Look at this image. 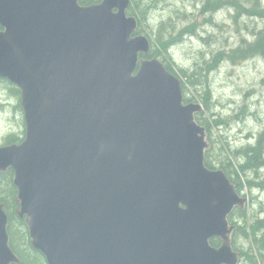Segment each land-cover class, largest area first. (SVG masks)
<instances>
[{
	"label": "water",
	"instance_id": "water-1",
	"mask_svg": "<svg viewBox=\"0 0 264 264\" xmlns=\"http://www.w3.org/2000/svg\"><path fill=\"white\" fill-rule=\"evenodd\" d=\"M79 1L0 0V77L26 123L0 173L15 172L33 248L47 264H237L228 216L246 199L205 166L202 106L139 59L151 45L130 0ZM7 227L0 205V264H21Z\"/></svg>",
	"mask_w": 264,
	"mask_h": 264
},
{
	"label": "trees",
	"instance_id": "trees-1",
	"mask_svg": "<svg viewBox=\"0 0 264 264\" xmlns=\"http://www.w3.org/2000/svg\"><path fill=\"white\" fill-rule=\"evenodd\" d=\"M101 0H81L83 6H90L98 3ZM254 0H249L253 2ZM165 0H131V6L128 10L129 16H135L138 19L139 28L137 34H145L150 37L152 51L147 58L157 57L166 66V68L174 75L182 79V89L184 94V102H202L205 110L211 111L213 105V95L208 83L207 73L214 69L219 63H223L225 58H229L233 63L251 59L258 56L264 59V29L256 33H252V41H244V44L239 45L236 49L229 53L219 51L211 59L201 56L195 61L194 67L183 68L173 62L170 55L172 46L176 41L182 40L185 33H190L191 36L197 35V26L195 21L189 17L187 12L178 9L176 21L188 23L184 28H179L178 22L169 18L167 22H161L157 28L153 29L149 25L148 16L153 10L159 8ZM223 2V1H222ZM221 2V4H222ZM209 0H202L197 7L200 6V12L204 16L209 14ZM223 3H230L235 8H244V1L241 0H224ZM170 6L166 4L162 7ZM194 10H197L196 7ZM248 13L263 15L257 13L253 9L248 8ZM185 15V16H184ZM214 18V17H213ZM191 19V20H190ZM190 20V21H189ZM212 18H205V22H212ZM215 24V23H214ZM149 29V30H148ZM258 34V35H257ZM256 37V39H255ZM154 40H153V39ZM204 40V38H202ZM169 59V60H168ZM1 86L11 89V92L18 98V103L15 109L23 113L21 106V93L18 88L10 84L7 80L0 79ZM241 115L246 112L245 108L240 109ZM240 114L236 116L239 119ZM196 120L199 124L206 128L208 133V141L210 148L206 152L205 164L210 169H222L231 180L232 183L238 184L236 187L238 192L243 191L242 177H248L247 174H254L259 181L247 179V185L256 187L259 190H264V130L256 138L253 143H248L240 148H230L225 146L218 147L212 139L211 123L205 117V112L198 113ZM226 125V121L218 122ZM21 127V128H20ZM20 131L17 134H10L3 140L4 145L19 144L25 138V124L20 126ZM14 171L9 169L6 172L0 173V204L4 206V210L8 215V234L10 239V247L13 252L19 257L22 264H46L45 257L42 253L35 250L31 243L29 229L24 219H21L17 214L19 208L18 189L14 184ZM260 187V188H259ZM229 222L235 227L232 234V247L240 255V264H264V209L262 207L259 214L254 213L252 206L249 204L246 209L239 207L235 208L229 216ZM211 244L215 247L220 246L219 239H212ZM246 244L248 249L246 250Z\"/></svg>",
	"mask_w": 264,
	"mask_h": 264
},
{
	"label": "rangeland",
	"instance_id": "rangeland-1",
	"mask_svg": "<svg viewBox=\"0 0 264 264\" xmlns=\"http://www.w3.org/2000/svg\"><path fill=\"white\" fill-rule=\"evenodd\" d=\"M209 1L208 13L213 11L209 16H204L200 12V6H196L202 0H165L148 16L149 25L153 29L161 22H167L169 18L176 21L178 9L187 12L192 21H195L197 35L185 33L187 36H182V40L176 41L172 46L170 55L173 62L180 67H194L195 61L201 56L211 59L219 51L229 53L244 44L245 40L252 41V33L264 29V13L261 16L247 12L248 8L258 13L264 12V0H254L252 3L249 0H241L246 2L243 4L245 7L240 9L232 6L233 4L223 3L224 0ZM166 4L170 6L162 7ZM195 7L197 10H194ZM210 17L212 22H205V18ZM182 24L178 22L179 28L188 25L187 22ZM207 78L213 95V105L211 111H204L205 117L211 123L212 139L216 145L240 148L254 143L264 130V59L253 57L233 63L227 57L223 63H219L207 73ZM16 105L17 98L11 89L0 84V146L4 137L18 133L19 126L22 125V114L13 110ZM241 108L246 109L245 114L241 115ZM238 114L241 118L236 119ZM216 120H224L227 124L217 126ZM260 173L264 174V171ZM247 175L248 177H242V193L254 213L259 214L262 207L264 209V190L248 186L247 179L256 182L259 180L254 174Z\"/></svg>",
	"mask_w": 264,
	"mask_h": 264
},
{
	"label": "bare ground",
	"instance_id": "bare-ground-1",
	"mask_svg": "<svg viewBox=\"0 0 264 264\" xmlns=\"http://www.w3.org/2000/svg\"><path fill=\"white\" fill-rule=\"evenodd\" d=\"M229 1H230V0H229ZM257 13H258V12H257ZM184 16H185V15H184ZM190 20H191V19H190ZM190 20H189V21H190ZM184 24H185V23H184ZM257 35H258V34H257ZM255 39H256V37H255ZM252 40H254V39H252ZM256 57H258V56H256ZM2 89H3V88H2ZM4 91H5V90H4ZM6 91H7V90H6ZM259 188H260V187H259Z\"/></svg>",
	"mask_w": 264,
	"mask_h": 264
}]
</instances>
